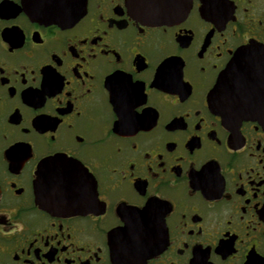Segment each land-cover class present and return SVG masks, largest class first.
I'll return each mask as SVG.
<instances>
[{"label":"flooded vegetation","instance_id":"af4514ba","mask_svg":"<svg viewBox=\"0 0 264 264\" xmlns=\"http://www.w3.org/2000/svg\"><path fill=\"white\" fill-rule=\"evenodd\" d=\"M187 1L0 0V264H264V108L214 93L264 0Z\"/></svg>","mask_w":264,"mask_h":264},{"label":"water","instance_id":"95a60500","mask_svg":"<svg viewBox=\"0 0 264 264\" xmlns=\"http://www.w3.org/2000/svg\"><path fill=\"white\" fill-rule=\"evenodd\" d=\"M135 11L155 23H167L178 15L187 13L191 4L187 0H129ZM77 0H72V13L78 9ZM264 89V48L251 45L237 52L216 85L214 93L221 107L233 116L243 118L262 117L261 103ZM254 116H252V115ZM48 184V180H41ZM50 190V189H49Z\"/></svg>","mask_w":264,"mask_h":264}]
</instances>
